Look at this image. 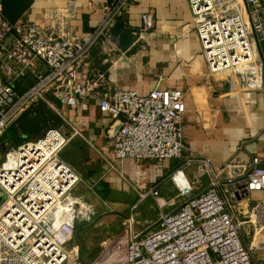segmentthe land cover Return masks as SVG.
<instances>
[{
  "label": "built area",
  "instance_id": "1",
  "mask_svg": "<svg viewBox=\"0 0 264 264\" xmlns=\"http://www.w3.org/2000/svg\"><path fill=\"white\" fill-rule=\"evenodd\" d=\"M130 2L111 0L98 26L84 34L69 26L76 0L49 10L43 21L11 22L0 6V146L6 149L0 164V264H71L79 257L68 247L94 210L76 195L82 177L62 157L72 135L53 127L20 145L2 136L22 111L49 102V94L67 106L97 95L98 80L82 79L84 65L95 47L113 37ZM188 2L209 71L236 78L244 91H263L264 0ZM154 27L153 13L144 12L141 33ZM22 83L29 85L20 93ZM98 96L113 119L109 131L118 159L181 164L170 175L175 197H164L157 185L140 194L139 203L155 200L158 219L137 231L136 204L121 241L94 264H255L239 217L252 193L264 192L262 157L252 154L248 162L236 158L217 167L209 158L186 157L181 89L159 83L146 95L114 89ZM234 168L242 171L235 174ZM245 216L264 224V199Z\"/></svg>",
  "mask_w": 264,
  "mask_h": 264
},
{
  "label": "crops",
  "instance_id": "2",
  "mask_svg": "<svg viewBox=\"0 0 264 264\" xmlns=\"http://www.w3.org/2000/svg\"><path fill=\"white\" fill-rule=\"evenodd\" d=\"M28 1L18 21H43L49 10L64 8L69 0ZM110 1L76 0L77 13L69 19L70 30L78 34L93 31ZM2 3L0 0L1 7ZM129 4L128 13L112 29L113 37L95 47L84 65L82 79L98 80L97 95L67 106L49 94V102L39 101L22 111L2 136L3 142L20 145L37 140L53 127L72 135L62 157L82 177L75 192L93 207L94 214L91 221H86L90 224L85 221L79 224L68 247L79 254L71 264L103 261L112 249L109 247L121 241L127 216L139 203L141 193L157 185L166 198L177 194L170 175L181 164L179 160L139 162L115 156L114 139L109 131L113 119L102 108L98 95L114 89L146 95L159 83L164 88L181 89L186 103L183 117V139L189 148L186 157L209 158L217 167L236 158L248 162L255 154L262 157L264 164V90L244 91L236 78L228 79L209 71L188 0H131ZM148 11L155 17V27L141 33L142 14ZM23 84L17 85L20 93L29 85ZM42 103L47 117L43 121L36 110ZM25 118L32 124H20ZM241 171L233 169L235 174ZM187 172L192 178L195 169ZM222 177L229 176L222 174ZM204 181L207 184L208 178ZM263 199V191L253 192L240 221ZM143 202L138 204V210ZM157 210L156 205L154 213ZM148 217L149 214L144 216L138 211L137 231L155 222ZM249 223L242 222L243 240L252 247L254 263L264 264V224H255L252 239L246 241L243 228Z\"/></svg>",
  "mask_w": 264,
  "mask_h": 264
},
{
  "label": "rangeland",
  "instance_id": "3",
  "mask_svg": "<svg viewBox=\"0 0 264 264\" xmlns=\"http://www.w3.org/2000/svg\"><path fill=\"white\" fill-rule=\"evenodd\" d=\"M15 145V144H14ZM6 159V149L5 148H1V146H0V164L4 161ZM144 193V192H143ZM1 202H2V199H0V204H1ZM155 207H156V203H155V200L152 198V197H150V198H148L147 200H145V202H143L142 204H141V206H140V208H139V210H138V208L136 207L133 211H134V213H136V215H137V218H138V211H141V212H143V215L144 216H146V215H148L149 214V217H148V219L149 220H151V221H153L154 219H155V221L158 219V217H159V213H160V211H159V209L157 210V213H154V210H155ZM240 216H243V213H241L240 214ZM250 219L251 218H242V220H241V222H243V221H248V222H250L249 224H247V225H244L245 226V228H243V231L245 230V232L247 233L246 234V241H249L250 239H252V236H253V233H252V231H253V229L252 228H254L255 229V224H253V223H255V220H254V222H251L250 221ZM138 221V220H137ZM83 223V222H82ZM85 224H90V223H87V222H84ZM83 225V224H82ZM253 225V226H252ZM87 229V228H86ZM114 242V241H113ZM112 242V243H113ZM120 241H118L117 243H119ZM116 243L114 242L111 246H110V244H109V246H108V244H107V246L109 247V250L111 249V248H113L114 247V245H115Z\"/></svg>",
  "mask_w": 264,
  "mask_h": 264
},
{
  "label": "trees",
  "instance_id": "4",
  "mask_svg": "<svg viewBox=\"0 0 264 264\" xmlns=\"http://www.w3.org/2000/svg\"><path fill=\"white\" fill-rule=\"evenodd\" d=\"M28 0H3V3H2V10H3V13L5 15V17L11 21V22H17L18 19L22 16V12L26 9V7H28ZM40 103V102H38ZM39 107H36V110L38 109L39 113L42 114L39 118L42 119V121L44 119H46L47 117L43 114L44 110L43 108L45 107L42 104H39L38 105ZM59 120V118L57 117L56 118V122ZM23 124V125H26V126H29L31 125L32 123L29 121V119L25 118L24 122H20V124Z\"/></svg>",
  "mask_w": 264,
  "mask_h": 264
},
{
  "label": "bare ground",
  "instance_id": "5",
  "mask_svg": "<svg viewBox=\"0 0 264 264\" xmlns=\"http://www.w3.org/2000/svg\"><path fill=\"white\" fill-rule=\"evenodd\" d=\"M82 203H85V202L83 201ZM89 210H90L89 208H88V209H84V210H83L84 214H86V215L88 216V211H89Z\"/></svg>",
  "mask_w": 264,
  "mask_h": 264
},
{
  "label": "water",
  "instance_id": "6",
  "mask_svg": "<svg viewBox=\"0 0 264 264\" xmlns=\"http://www.w3.org/2000/svg\"><path fill=\"white\" fill-rule=\"evenodd\" d=\"M3 197H4V193L0 191V199H3Z\"/></svg>",
  "mask_w": 264,
  "mask_h": 264
}]
</instances>
